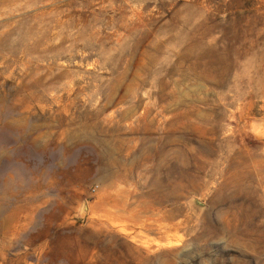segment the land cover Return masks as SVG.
<instances>
[{"label":"rangeland","instance_id":"1","mask_svg":"<svg viewBox=\"0 0 264 264\" xmlns=\"http://www.w3.org/2000/svg\"><path fill=\"white\" fill-rule=\"evenodd\" d=\"M0 264H264V0H0Z\"/></svg>","mask_w":264,"mask_h":264},{"label":"water","instance_id":"2","mask_svg":"<svg viewBox=\"0 0 264 264\" xmlns=\"http://www.w3.org/2000/svg\"><path fill=\"white\" fill-rule=\"evenodd\" d=\"M190 204H191L192 208L194 210H196L197 212H201L206 207V205L201 200H199L198 198H195V197L190 199ZM84 207H85V204H83L82 209Z\"/></svg>","mask_w":264,"mask_h":264}]
</instances>
